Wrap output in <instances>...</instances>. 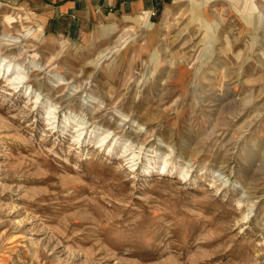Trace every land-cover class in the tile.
I'll use <instances>...</instances> for the list:
<instances>
[{"label":"rangeland","instance_id":"374dc122","mask_svg":"<svg viewBox=\"0 0 264 264\" xmlns=\"http://www.w3.org/2000/svg\"><path fill=\"white\" fill-rule=\"evenodd\" d=\"M0 264H264V0L73 41L0 0Z\"/></svg>","mask_w":264,"mask_h":264},{"label":"crops","instance_id":"0c3cea01","mask_svg":"<svg viewBox=\"0 0 264 264\" xmlns=\"http://www.w3.org/2000/svg\"><path fill=\"white\" fill-rule=\"evenodd\" d=\"M187 1L195 0H26L44 32L72 41L114 29L128 18H163Z\"/></svg>","mask_w":264,"mask_h":264},{"label":"bare ground","instance_id":"6f19581e","mask_svg":"<svg viewBox=\"0 0 264 264\" xmlns=\"http://www.w3.org/2000/svg\"><path fill=\"white\" fill-rule=\"evenodd\" d=\"M24 78H21V81H23ZM103 142V141H102Z\"/></svg>","mask_w":264,"mask_h":264}]
</instances>
